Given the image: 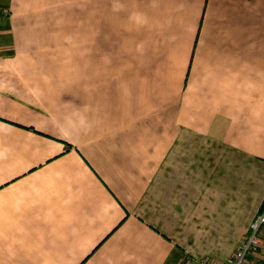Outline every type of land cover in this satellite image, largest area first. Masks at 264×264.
Listing matches in <instances>:
<instances>
[{
    "label": "crops",
    "instance_id": "obj_1",
    "mask_svg": "<svg viewBox=\"0 0 264 264\" xmlns=\"http://www.w3.org/2000/svg\"><path fill=\"white\" fill-rule=\"evenodd\" d=\"M263 204L264 0H0V264H224Z\"/></svg>",
    "mask_w": 264,
    "mask_h": 264
},
{
    "label": "built area",
    "instance_id": "obj_2",
    "mask_svg": "<svg viewBox=\"0 0 264 264\" xmlns=\"http://www.w3.org/2000/svg\"><path fill=\"white\" fill-rule=\"evenodd\" d=\"M264 209L255 217L240 245L224 264H264ZM193 264H216L209 259H192Z\"/></svg>",
    "mask_w": 264,
    "mask_h": 264
},
{
    "label": "trees",
    "instance_id": "obj_3",
    "mask_svg": "<svg viewBox=\"0 0 264 264\" xmlns=\"http://www.w3.org/2000/svg\"><path fill=\"white\" fill-rule=\"evenodd\" d=\"M263 209H264V204H263Z\"/></svg>",
    "mask_w": 264,
    "mask_h": 264
}]
</instances>
